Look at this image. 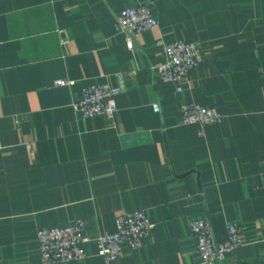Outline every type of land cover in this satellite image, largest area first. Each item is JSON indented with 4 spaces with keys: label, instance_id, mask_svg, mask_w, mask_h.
I'll return each mask as SVG.
<instances>
[{
    "label": "crops",
    "instance_id": "1",
    "mask_svg": "<svg viewBox=\"0 0 264 264\" xmlns=\"http://www.w3.org/2000/svg\"><path fill=\"white\" fill-rule=\"evenodd\" d=\"M136 3L158 23L129 48L114 18ZM177 38L202 52L178 84L153 68ZM99 80L122 86L113 116L75 113ZM185 102L223 119L185 122ZM132 209L150 236L109 264H203L196 216L216 240L241 227L244 243L214 264H264V0H0V264H42L38 227L83 217L112 230ZM84 250L50 264H105L95 243Z\"/></svg>",
    "mask_w": 264,
    "mask_h": 264
},
{
    "label": "built area",
    "instance_id": "2",
    "mask_svg": "<svg viewBox=\"0 0 264 264\" xmlns=\"http://www.w3.org/2000/svg\"><path fill=\"white\" fill-rule=\"evenodd\" d=\"M158 23L145 3H136L123 7L114 18V26L124 34L126 44L132 47V35L148 30ZM61 31V30H59ZM68 42L62 38L61 43ZM202 59V52L195 41L177 38L163 46V59L153 68L163 81L178 84L186 72ZM102 75V74H101ZM73 80L58 77L55 85H71ZM121 84L107 81H91L83 85L80 96L71 102V108L82 117L103 114L112 117L117 109L116 96ZM177 89H180L177 86ZM155 111L157 102L152 103ZM182 120L188 123L207 124L219 122L223 115L215 108L197 102H185L180 106ZM200 131V130H199ZM152 223L145 209H132L119 212L114 219L112 230L91 232L88 222L83 217H75L63 225H50L36 229L39 259L42 264L79 260L85 256L84 245L93 242L97 253L105 264L119 258L126 250L136 249L150 236ZM189 229L195 241V249L203 264H214L226 253L232 252L244 243L242 230L238 222L226 224V238L216 240L209 220L204 216L191 218ZM264 255V236L260 238Z\"/></svg>",
    "mask_w": 264,
    "mask_h": 264
}]
</instances>
